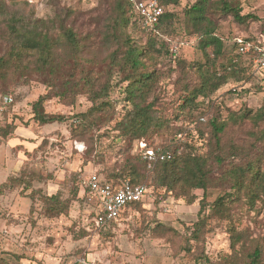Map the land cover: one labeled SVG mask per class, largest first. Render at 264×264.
<instances>
[{
    "label": "rangeland",
    "instance_id": "374dc122",
    "mask_svg": "<svg viewBox=\"0 0 264 264\" xmlns=\"http://www.w3.org/2000/svg\"><path fill=\"white\" fill-rule=\"evenodd\" d=\"M194 1L180 0L175 7L177 20L163 27L164 35L181 37L179 57L186 63L203 61V54L196 45L197 38L184 36L183 9ZM237 2L243 14H252L256 19L245 26L229 15L215 18L216 33L223 38L225 55L231 54L233 37L264 31V0ZM110 3L111 0H0V7L15 17L48 21L47 29L59 41L55 51L58 60L68 56L65 55L66 44L61 29L70 26L81 45L80 67L71 58H66L60 62L62 71L73 68L78 72L83 68L95 74L106 71L109 66L108 55L112 47L103 43L101 29ZM5 30L6 22L0 13V31ZM127 33L137 45L145 42L138 29L128 26ZM5 44L0 41V56ZM145 62L158 76L153 92L158 115L169 120L172 128L195 125L196 113L180 112L178 108L182 87L197 80L195 69L174 63L166 54H150L145 57ZM250 74L245 81L229 80L211 95L212 108L204 107L207 118L214 115L218 107L221 119L229 122L224 137L227 142L242 144L252 140L250 132L258 133L264 128V123L256 126L248 118L240 122L230 120L232 114L245 108L256 110L264 101V71L251 70ZM52 78L47 69L38 71L35 68L0 74V124L16 126L6 136L0 135V183L9 176L34 178L29 189L14 187L0 194V264H80L82 259H90L96 264H196L195 257L201 251L208 255L209 264H232L225 260L232 252L230 224L237 230L246 231L251 238L264 233V205L261 202H257L254 210L244 201L235 202L228 218L222 209L206 205V225L198 240H190L191 249L187 250V227H192L198 218L203 191L195 190V200L188 202L184 197H176L153 186L143 204L126 211L112 225L95 227L91 217L87 216L89 208L80 187L76 197L72 196V190L90 173L107 177L125 167L122 171L125 175L128 165L138 162L139 145L135 139L125 137L115 129L124 105L118 87L110 89L108 99L112 107L98 112L99 120L86 126V131L75 130L74 127L80 124L76 115L92 105L88 93L83 88L66 97H58L56 91L64 86L60 82H51L54 81ZM48 81L56 87L47 86ZM43 94L48 95L44 111L64 116L63 121L41 124L34 120L31 105ZM5 95H11L13 102L5 103L2 99ZM168 132L155 135L147 142L162 144L171 138ZM248 150L250 157L260 155L264 169V138L252 140ZM226 163L227 160L221 166ZM221 166L213 164L214 176L220 173ZM143 170L148 177L145 183L149 185L152 173L147 166ZM32 189L42 195L69 200L68 209L58 215L47 214L42 200L36 194L30 196ZM222 190L221 187L208 188L204 193L205 202L214 201ZM160 225L175 231L160 233L156 230ZM237 256L242 257L240 251Z\"/></svg>",
    "mask_w": 264,
    "mask_h": 264
},
{
    "label": "trees",
    "instance_id": "16d2710c",
    "mask_svg": "<svg viewBox=\"0 0 264 264\" xmlns=\"http://www.w3.org/2000/svg\"><path fill=\"white\" fill-rule=\"evenodd\" d=\"M159 3L165 8L161 21L153 29H143L139 23L138 13L131 3L127 0H111L110 10L101 29L103 43L112 47L108 55L109 66L106 71L94 72L95 74L90 72V69L83 68L78 72L73 68L62 71L60 62L66 58H71L73 63L79 66L78 53L81 45L79 37L70 26H62L61 29L66 44L65 55L68 56L58 60L55 51L59 41L47 29L48 21L42 19L29 21L23 17H15L6 12L4 7H0V13L6 22V30L0 31V41L6 43L4 53L0 56V74L23 72L30 68L38 71L47 69L54 80L51 82H60L64 86L56 91V95L61 98L84 88L92 105L87 111L76 115L80 124L74 127L75 130L79 128L84 131L86 126H91L98 119L96 115L98 112L112 107L108 99L110 89L118 87L124 105L114 126L121 135L136 140V144L139 145L138 162L129 164L125 175L122 173L125 168L123 167L120 172L102 178L115 185L123 181H129L131 184H146L145 180L148 177L143 169L147 166L152 178L149 185L146 184L148 186L146 197L151 195L150 186H153L162 188L165 193L184 197L188 202H193L196 198L193 192L202 190L198 218L193 222L192 227H187L189 233L185 247L190 250V240H198L206 225L207 217L204 216L206 205L212 209H222L227 218L235 202L244 201L251 210L255 209L257 202L264 205L263 161L260 155L250 157L248 150L252 146V140L264 138V128L258 133L250 132L252 140L248 139L242 144L227 142L224 137L229 122L221 119L218 107L210 118L206 117L204 111L205 106L212 108L211 95L221 86L229 80L235 82L248 80L251 70H254L250 62L251 55L239 54L233 43L229 49L231 54L225 55L223 38L216 33L218 25L215 18L229 15L234 21L246 26L256 17L252 14H243L237 0H195L183 9L184 36L197 38L196 45L203 54V61L186 63L179 57L181 37L174 34L168 37L163 34L164 25L172 24L177 20L175 7L179 5L180 0H159ZM128 26L142 33L145 39L142 45H137L127 33ZM252 36L253 34L248 35L249 38ZM150 54H166L174 63L189 65L195 69L197 80L191 85L188 83L182 87L181 101L178 104L180 112L196 113L195 125L172 128L169 120L158 115L153 97L158 76L157 72L149 68L145 62V57ZM260 71H264V68ZM51 82L48 81L47 86L51 85L55 88V84ZM5 96H10L13 102L11 95ZM47 98L48 95L43 94L32 103L34 120L41 124L63 121L64 116L47 114L44 111L43 105ZM245 118L250 119L256 126L264 123V101L256 110L245 108L230 116V120L237 122ZM15 128L16 126L11 123L4 126L0 124V135L6 136ZM164 131H169L171 135L169 140L157 145L147 142L151 137ZM147 149L155 152V159L146 158L144 152ZM161 154H164L162 159H160ZM236 159L238 161H235ZM225 160L227 163L223 167L221 165ZM213 164L221 166V171L216 176L212 174ZM33 180L32 176H9L0 183V194L14 187L22 186V190L29 189ZM78 187L85 202V191L88 190L82 184L75 185L72 196L76 197ZM210 187H221L223 190L214 201L206 203L204 193ZM34 194L46 206L47 214L58 215L68 209L69 200H61L56 195H42L32 189L30 196L33 197ZM144 200L145 198L130 204L121 216L132 207L143 204ZM87 216L92 217L93 213ZM108 224L112 225L114 221ZM160 226L156 228L160 233L175 231L172 227ZM228 232L232 252L225 257V260L232 264L239 263V260L241 264H264V233L251 238L246 231L237 230L233 224H230ZM237 245L238 249H236ZM239 251L242 254L241 258L237 256ZM210 262L204 251L195 257L196 264Z\"/></svg>",
    "mask_w": 264,
    "mask_h": 264
},
{
    "label": "built area",
    "instance_id": "2783aa9c",
    "mask_svg": "<svg viewBox=\"0 0 264 264\" xmlns=\"http://www.w3.org/2000/svg\"><path fill=\"white\" fill-rule=\"evenodd\" d=\"M133 5L138 13L139 23L143 29H153L159 22L165 8L159 0H127ZM232 43L239 54H250V62L254 70L264 68V32L248 35H237L233 37ZM12 101L10 96L4 97V102ZM148 160L155 159V152L147 149L144 152ZM164 157L161 154L160 159ZM87 188L85 191L88 214L93 213L90 221L97 227L116 221L125 209L136 201H141L146 197L148 186L143 183L131 184L123 181L118 185L107 182L96 173H90L81 182ZM80 264H96L95 261L82 259Z\"/></svg>",
    "mask_w": 264,
    "mask_h": 264
}]
</instances>
